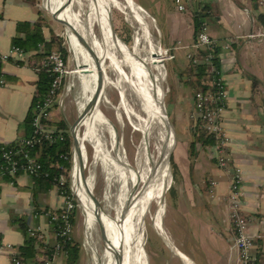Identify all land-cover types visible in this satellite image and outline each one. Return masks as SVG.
<instances>
[{
    "label": "crops",
    "instance_id": "1",
    "mask_svg": "<svg viewBox=\"0 0 264 264\" xmlns=\"http://www.w3.org/2000/svg\"><path fill=\"white\" fill-rule=\"evenodd\" d=\"M51 1L46 0L50 13ZM171 2L174 0H163L165 4L159 14L164 31L158 28L162 38L164 34V48L178 61L184 75L190 69L189 56L196 53L193 13L206 8V31L220 48V73L227 93L221 118L229 162L227 172L218 165L215 147L208 150L199 147L197 153L190 155L192 123L188 116L196 115V109L192 92L188 93L189 88L180 83L185 97L181 102L183 118L188 126L177 134V144H181L182 150L175 160L179 170L172 188L177 190L174 209L179 227L178 252L193 264H238L226 200L232 180L238 175L242 178V210L254 219L249 233L254 237L256 264H264V6L260 0H182L188 12H180L177 7L171 8ZM39 13L34 0H0L2 55L10 54L17 24L36 23ZM41 17L46 24L42 30L45 40L49 41L53 35L61 37L55 25L42 13ZM37 67L33 53H26L23 58L12 56L2 64L5 85L0 86V144H12L25 135L24 122L37 92ZM55 108L51 112L52 122L57 115ZM33 183L25 174L13 181L0 176V264L19 261L26 243L18 224L22 218L26 219L30 234H40L49 246L57 244L49 214L60 210L62 198L57 187L36 193ZM81 253L82 248L77 264L81 262ZM42 260L39 256L19 262L36 264ZM66 261L64 252L54 259L55 264Z\"/></svg>",
    "mask_w": 264,
    "mask_h": 264
},
{
    "label": "bare ground",
    "instance_id": "2",
    "mask_svg": "<svg viewBox=\"0 0 264 264\" xmlns=\"http://www.w3.org/2000/svg\"><path fill=\"white\" fill-rule=\"evenodd\" d=\"M123 1L124 4H121L120 0H76L71 10L74 12L71 18L65 19L61 15L63 19L61 20L56 13L51 12V14L57 22L67 24L74 31L71 44L72 60L73 63L75 62V76L83 90L82 101L78 105V114L83 118L80 117L72 130L75 135L78 134L80 123L88 136L91 135L96 148L93 167L98 162H102L108 174L111 168L117 169L120 173L118 193L111 197L105 190L104 203L101 206L99 199L97 201L88 191L91 192L93 188L95 172L93 169L89 170L87 178H84L79 156H76L73 169L74 187L80 193L81 208L92 232L99 227L104 240L103 247L96 244L97 252L102 257L103 264H147L140 241L147 220L150 219L159 234L163 235V224H159L158 218L165 213L167 179L163 164L164 161L168 164L170 155L167 154L166 113L163 110L166 78L160 65L159 43L154 44L146 21L148 14L131 0ZM55 3L58 4L56 1ZM71 3L72 0H66L64 5L68 8ZM114 10L128 12L139 27L137 32L139 37L136 38L133 51L134 62L119 46L125 44L114 35L112 20L110 21ZM140 34L143 36L142 39ZM142 43L147 46L142 47ZM94 50L103 64L105 88L111 86L120 94L116 107L118 120L125 123L126 118L133 130L143 138L141 147L136 153L135 171L123 154L125 150L123 142L117 134L113 138L110 133V138L105 141L108 138L105 123L108 122L99 112V102L104 94L99 97V75L93 57ZM108 71L116 78L106 77ZM147 79L152 80L150 85L147 84ZM106 98L104 107L110 105ZM96 122H100L101 148L104 143V153L99 146ZM171 131L174 133L173 129ZM154 140L160 142L153 149ZM80 150H82L81 140L78 152ZM154 206L156 210L153 212ZM180 256L185 264H192L189 259Z\"/></svg>",
    "mask_w": 264,
    "mask_h": 264
},
{
    "label": "rangeland",
    "instance_id": "3",
    "mask_svg": "<svg viewBox=\"0 0 264 264\" xmlns=\"http://www.w3.org/2000/svg\"><path fill=\"white\" fill-rule=\"evenodd\" d=\"M34 1L38 5V8L41 10V13L44 15L46 20H48L51 24L55 25V30H58V34L64 40L65 46L68 49V61L69 59L71 61L70 68L73 70L75 62L73 63L72 60L73 51L71 44L73 42L74 33L72 31L67 30L62 23L57 22L53 18L52 14L46 9V0H34ZM55 1L58 4H56ZM65 1L66 0L51 1L52 2L51 4H53V8H51L52 9L51 12L56 13L61 20H63L61 18V15L65 19H69L71 18V15L74 13L71 10L73 9L76 0H72V3L68 8H66V6L64 5ZM131 1L134 2L135 4H138L139 7L141 6L146 13L148 11L156 20L155 22L153 18L147 13L148 17L146 18V21L149 24L150 34L152 36V40L154 44L157 45L159 43L160 60H161L160 65L163 71L165 72V78H166L164 83L165 98L163 101V110L165 113V109H166V114L168 117L167 119L165 114V126L167 131L166 147H167V154H170L168 158V164H166V161H164L163 164V171L167 179V186H166L165 199H164L165 213L163 216H160L158 218L159 224H163V235L159 234V232L153 226L152 221L148 219L146 223V227L143 229L140 235V241L144 249V255L147 264H185L184 259L180 256L178 252L179 249L176 241L177 233L179 232V227L177 225L178 218L174 209L177 203L176 201L177 190L174 189L173 191H170L173 185L171 161L176 165L178 172L179 169L175 160L180 155L182 150L181 144L179 143L177 144L178 141L177 134L180 131H182V127L188 126L186 119L183 118V108L181 104V102H183V100L185 99V97L182 94L183 90L181 89V85H180L181 82L179 80L182 74L180 70L181 68L178 64V61L169 59V56H171L170 52H168V55L165 54L166 49L163 46V42L165 41V38H164V34L162 38L161 32L159 30L160 28L162 31H164L162 18L159 14L161 12L160 8H162L163 4H165L163 3V0H131ZM120 3L124 4V1L120 0ZM170 5L172 9L176 7L178 9V4L176 0H174V2H171ZM166 6L168 7V3H166ZM110 21H111V27L113 23V28L115 30V33L120 38V40L125 44V45L122 44L119 45L121 50L123 52L125 51L124 52L125 55L130 60H132V62H134L133 51L136 45V38L138 36L137 35L138 34L137 32L139 30L138 25L130 17L128 12L122 13L119 10L113 11L112 19H110ZM142 37H143L142 34H140L141 39ZM145 46L147 45L142 43V47ZM75 59H76V54H75ZM108 76L111 78H116V76L114 77V75L110 71L106 73V77ZM150 83H152V80L147 79V84L150 85ZM70 85H71L70 92L68 93V95L64 93L65 95L61 96L60 99L63 100L62 106H60V104L56 106L57 108L55 109L56 110L58 109L57 115L53 116V118L55 120L54 123H59L61 121L66 122L69 128V133L71 134V128L74 127V125L79 122L80 117L83 118L82 115L80 116L78 114V105L82 101L83 90H82V85L75 76H72L70 78ZM186 91L188 93H191L190 89H187ZM107 95L105 93V96L107 98L103 96L102 97L103 99H101L99 102V106H100L99 112H101V115L103 117L105 116L104 119L106 122H108L105 123L108 130V138L105 141H108V139L110 138V133L113 135V138L117 134L119 139L123 142V146H124L123 149H125L123 151L124 152L123 154L126 156V158H128L127 160L129 164L131 165L132 169L135 171L136 168L135 163L137 160L136 153H138L139 148L141 147L143 138L140 134H137L133 130V128L130 126L126 118H125V123H122L118 120L116 107H118V103L120 99L119 92L116 89L112 88L111 86H108ZM105 98L110 102V105L107 107L103 106L105 104L104 101ZM188 117L191 120L192 124H193V120L197 119L196 115L192 117L191 116ZM168 121L172 125L175 133H172L171 131L172 127L169 126ZM96 128L98 132L99 146L102 152L104 153V143H103V148H101L100 122H96ZM78 129L79 131L78 134H76V136H79V139L82 141V150L78 152L81 172L83 169L84 178H87L88 171L91 169L94 170L96 178H94L93 188L91 192L90 190L88 191L89 194L91 193V196L93 195V197L97 201L99 199V203L102 206L104 203L103 196L105 190L110 194L111 197H114L118 193L120 187V180H121L119 179L120 173H118L117 169L111 168L108 174V171L102 162H98L94 166L95 168L93 167V159L95 156L96 148L94 147L95 145L92 141V137H90L91 135L88 136V134L85 132L84 127L81 126L80 123ZM159 142L160 141L157 140H154L152 142L153 149L157 147ZM70 174H71V170L69 172V176L67 179L69 184H70ZM74 189L77 195L79 196L80 193L78 189H76V187H74ZM77 208H78V216H77V223L73 232V236L76 239V241L80 243L82 248L80 264H103L102 257L99 255L96 249V244L97 246L99 245L101 247H103L104 244L102 234L99 232V227H97L92 232L90 225L88 224V222L84 217L83 209L82 208L79 209V207ZM155 210L156 207L154 206L152 211L154 212Z\"/></svg>",
    "mask_w": 264,
    "mask_h": 264
},
{
    "label": "trees",
    "instance_id": "4",
    "mask_svg": "<svg viewBox=\"0 0 264 264\" xmlns=\"http://www.w3.org/2000/svg\"><path fill=\"white\" fill-rule=\"evenodd\" d=\"M205 12L206 8L203 10H196L193 13L195 43L198 41L199 34L203 32L204 29H207V14H205ZM39 15L40 18L36 23L19 22L17 24V35L12 39V48H19L25 53H33L38 62L39 68L43 59L54 52L60 53L63 58L68 61V49L61 37L53 35L49 41L45 40L42 30L46 24L44 19L41 17V13H39ZM1 18L2 16L0 15V19ZM197 55L203 58V62L194 63L193 60H189L190 69L188 74L184 75V73H182L180 76V82L192 92L195 109L197 104L196 95L199 92L203 94L216 92L217 89L215 81L220 77L218 73L221 69L220 48L215 42L213 49H199ZM211 55H213L212 59H210ZM206 59H210L209 62H207ZM1 67L2 64L0 63V72ZM38 72L39 80L37 83V92L33 99L27 120L24 122L25 135L19 141L5 147L6 150H16L23 140L30 139L34 135V119L37 114V106L45 101L50 93L53 83V76L47 70L39 69ZM48 126L55 131L56 136H62L64 139L57 140L53 144L43 142V144L36 145L33 149H31V156L35 157L37 162L41 165V171L37 176L32 177L34 181L33 187L36 193H46L53 187L58 186L61 177L68 179L71 168L73 140L66 122L61 121L59 123H54L50 121L48 122ZM190 134L192 137V141L189 145V153L191 156L197 153L199 147L204 150H208L209 148L217 145L216 136L207 131L206 122L201 118L193 120ZM3 147L4 146L0 144V168L5 166L1 151ZM64 157H68V159L66 160ZM17 159H19L20 165L26 164V160L21 159L20 157ZM61 168H63V170ZM171 169L174 184L176 182L178 172L176 165L172 161ZM22 174L23 171L19 170L17 177ZM3 178L7 181L14 180V178L10 177L6 173L3 174ZM172 188L173 185L170 191H172ZM65 190H67L69 194H72L68 181L65 185ZM75 204H77L76 201ZM59 214L60 211L49 214V220L56 235L57 244L60 243V239L57 235L60 231L62 221H53L52 218L54 216H58ZM77 216L78 208H76L71 215V224L74 229L77 223ZM18 224L20 231L26 236V243L22 247L20 255L18 256L19 261L22 263L28 260L37 259L39 256L43 257V260L51 258L57 244L55 246H49L45 243L40 234H30L25 218L20 219ZM80 251L81 245L72 235L71 239L64 244V247L61 250V252H64L67 256L66 264H77ZM43 260L42 262H36V264H44Z\"/></svg>",
    "mask_w": 264,
    "mask_h": 264
},
{
    "label": "built area",
    "instance_id": "5",
    "mask_svg": "<svg viewBox=\"0 0 264 264\" xmlns=\"http://www.w3.org/2000/svg\"><path fill=\"white\" fill-rule=\"evenodd\" d=\"M176 2L179 5L178 10L180 12H185L186 7L182 4L181 0H176ZM260 4L264 6V0H260ZM194 48L196 53L189 56L190 60H193L194 63L203 62V58L197 55L199 49L214 48V42L208 36L206 29L199 34L198 41L194 44ZM168 52L169 51L166 50L165 54L168 55ZM25 55L26 53L23 50L12 48L10 54L7 56L0 53V63L4 64L11 59L12 56L23 58ZM212 57L213 55H211L210 59H212ZM169 59H173V57L169 56ZM210 59H206V61L209 62ZM39 69H45L52 74V88L45 101L37 106V114L34 119V135L30 139L23 140L16 150H6L5 147L8 145L1 144L4 146L1 151L5 166L0 168V176H3V174L6 173L10 177L16 178L19 170H22L23 174L30 176L31 178L37 176L41 171V165L37 162L35 157L31 156V149L36 145L43 144V142L53 144L57 140L64 139L62 136H56L55 131L48 126V122L52 121L51 112L54 107L59 104L62 106L63 100L60 99L61 96L65 94L68 95L71 90L70 78L75 76L74 69L72 70L69 68L68 61L57 52H54L43 59L40 68L39 66L37 67L38 71ZM218 74L220 77L215 81L216 92H209L207 94L199 92L196 95V117L205 121L207 131L216 136L217 145L215 146V153L217 155L218 165L229 172V162L225 156V148L228 140L223 133V122L221 118L227 93L221 73L219 72ZM4 85L5 80L2 72H0V86ZM18 157L26 160V164L20 165V161L17 159ZM64 158L66 160L68 159V157ZM61 169L63 170V168ZM241 181L242 178L238 175L234 177L228 198L226 199L229 205L230 220L234 230V248L239 256L238 264H256L254 237L249 233V229L254 219L252 216L245 214L242 210L240 201L242 196ZM66 183L67 179L61 177L58 186H56L59 195L62 198L63 205L59 210L60 214L52 218L53 221H62L60 231L57 235L60 239V243L55 247V251L51 258L44 260V264H55L54 259L56 255L61 252L64 244L71 239L74 232V228L71 224V215L78 206L75 204L76 200L74 196L65 190ZM16 263L20 264L19 261Z\"/></svg>",
    "mask_w": 264,
    "mask_h": 264
},
{
    "label": "water",
    "instance_id": "6",
    "mask_svg": "<svg viewBox=\"0 0 264 264\" xmlns=\"http://www.w3.org/2000/svg\"><path fill=\"white\" fill-rule=\"evenodd\" d=\"M60 23H62V22H60ZM62 24L66 27L67 30H71L74 33L72 27H70V26H68L67 24H64V23H62ZM112 28H113V23H112ZM113 31H114L115 37L117 38V34L115 33L114 28H113ZM93 57H94L95 65H96V68H97V73L99 75V80H98V90L99 91L98 92H99V97L101 98L103 96V94H104V96H105V93L107 95V88L108 87L105 88V72H104L103 64L100 61L99 56H98V54H97V52L95 50L93 52ZM70 63H71V61L69 60L68 61V67L69 68H70ZM165 113H166V109H165ZM169 126L172 127L170 122H169ZM172 129H173V127H172ZM71 136H72V139H73V146H72L71 168H70V170H71V174H70V189H71L72 195L74 196V198L76 200L77 206L79 207V209H81V200L79 199V196L77 195V193H76V191L74 189V182H73V168H74L76 156L78 155L80 139H79V136H76L74 134L72 128H71Z\"/></svg>",
    "mask_w": 264,
    "mask_h": 264
}]
</instances>
